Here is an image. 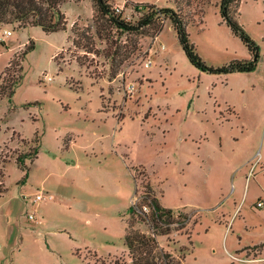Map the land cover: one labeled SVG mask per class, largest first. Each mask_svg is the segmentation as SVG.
I'll list each match as a JSON object with an SVG mask.
<instances>
[{
	"label": "rangeland",
	"instance_id": "obj_1",
	"mask_svg": "<svg viewBox=\"0 0 264 264\" xmlns=\"http://www.w3.org/2000/svg\"><path fill=\"white\" fill-rule=\"evenodd\" d=\"M109 1L113 10L124 0ZM127 1L120 16L131 25L144 5L181 11L210 67L252 59L223 21L221 0ZM238 6L236 18L259 47L250 73L202 72L167 19L157 37L151 27L125 32L93 0L61 5L66 31L0 24V39L13 33L0 40V84L18 81L12 98L0 95V264H128L133 213L135 230L157 234L160 250L181 264H264V0ZM16 59L21 71L5 75ZM227 106L253 132L239 156L235 140L220 153L217 132L203 141ZM19 156L28 157L25 182ZM147 196L172 209L175 222L142 221L134 202L151 213Z\"/></svg>",
	"mask_w": 264,
	"mask_h": 264
},
{
	"label": "trees",
	"instance_id": "obj_2",
	"mask_svg": "<svg viewBox=\"0 0 264 264\" xmlns=\"http://www.w3.org/2000/svg\"><path fill=\"white\" fill-rule=\"evenodd\" d=\"M67 1L68 0H0V24L8 23L12 20L20 23L23 27H40L45 33L66 31L67 20L60 7ZM240 1L241 0H221V17L232 33L248 48L252 59L242 61L235 60L226 66L214 68L206 65L199 56L187 32V19L178 9L156 8L154 5H144L147 11L143 13V17L137 25H131L123 21L121 16L112 10L109 0H93L98 15L125 32H139L147 27H151L154 32H156L155 35L158 36L163 30V25L160 24L161 20L167 19L172 23L174 30L177 32L179 43L189 62L200 71L209 74L250 73L257 69L260 60L259 47L236 18L234 8L239 7L238 4ZM34 48V45L30 43L26 46L20 58L24 59L27 53L34 50ZM21 59L13 60L4 74L7 75L14 67H18L20 72L22 69ZM21 78L22 77H19V79ZM14 83L15 85L13 86L12 84L3 86V83H1L0 95H7L9 98H12L15 94V86L18 81L13 82V84ZM28 156H31L32 160L36 159L38 150L34 149V152H30ZM26 158L28 157L19 156L16 159L17 165L26 173L21 182H25L29 174L28 168L24 166V160ZM5 178V172L0 169V197L7 191ZM148 201H150L151 213L143 216L138 215L140 218H143L142 221L144 218L150 219L158 228H160L162 224H172L175 222L173 210L164 208L155 197L147 196L145 202L147 203ZM134 217L135 214L133 213L124 238V244L128 250L130 259L128 264H181L169 254L160 250L159 243L155 237L157 234H155V236L147 235L135 230Z\"/></svg>",
	"mask_w": 264,
	"mask_h": 264
},
{
	"label": "crops",
	"instance_id": "obj_3",
	"mask_svg": "<svg viewBox=\"0 0 264 264\" xmlns=\"http://www.w3.org/2000/svg\"><path fill=\"white\" fill-rule=\"evenodd\" d=\"M224 112H226L227 114H223L222 112H220V115L216 117V122L215 124H213L214 130L212 131L211 135L209 136L208 134H204V144L208 146L210 144V138H213L215 133L217 132L221 154H223L222 149L224 145L227 143V141L229 142L230 140H235L237 142V148L234 151L235 155L237 154V156H239L241 153L245 154L247 150L245 142L248 139V135H251L253 133L251 130L252 128L240 120V114L234 106L224 107ZM232 117H234V119H232ZM244 139L246 140L242 142V140ZM239 141H241L242 144L239 143ZM161 205L166 208L162 204V202Z\"/></svg>",
	"mask_w": 264,
	"mask_h": 264
},
{
	"label": "built area",
	"instance_id": "obj_4",
	"mask_svg": "<svg viewBox=\"0 0 264 264\" xmlns=\"http://www.w3.org/2000/svg\"><path fill=\"white\" fill-rule=\"evenodd\" d=\"M116 1V0H115ZM128 5V1H126V0H124L123 1V4L122 5H120V4H118V2L117 3H114L113 4V10H114V12L116 13V14H119V15H121V14H123V12H124V7L126 8V6ZM134 9H136L137 11H140V10H142L143 9V6L141 5V4H137L136 6H135V8ZM12 32L11 31H5L4 32V34L2 35V39H0V40H4V39H6V38H8V37H10V36H12ZM151 66V62L150 61H148L147 63H146V65H145V67H147V68H149ZM47 80L49 81V82H51L52 81V78L51 77H48L47 78ZM139 199L140 198H136V200H135V202H134V207H135V209L137 210V215H143V214H146V215H148V213H150V208L148 207V206H142L141 208H139V205H138V203H139ZM44 200V195H42L41 193L40 194H38V195H36V197H35V199L33 200V202L35 203V204H38V203H40L41 201H43ZM150 206V205H149ZM151 207V206H150ZM258 207L259 208H264V201H259V203H258ZM30 219L32 220L33 219V216H30Z\"/></svg>",
	"mask_w": 264,
	"mask_h": 264
}]
</instances>
